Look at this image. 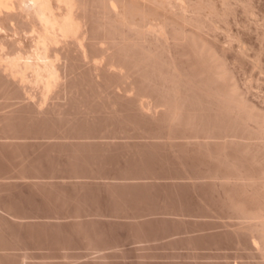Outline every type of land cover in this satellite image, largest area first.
Returning <instances> with one entry per match:
<instances>
[{
  "label": "rangeland",
  "instance_id": "374dc122",
  "mask_svg": "<svg viewBox=\"0 0 264 264\" xmlns=\"http://www.w3.org/2000/svg\"><path fill=\"white\" fill-rule=\"evenodd\" d=\"M78 1L46 103L0 64V264H264V0Z\"/></svg>",
  "mask_w": 264,
  "mask_h": 264
},
{
  "label": "bare ground",
  "instance_id": "6f19581e",
  "mask_svg": "<svg viewBox=\"0 0 264 264\" xmlns=\"http://www.w3.org/2000/svg\"><path fill=\"white\" fill-rule=\"evenodd\" d=\"M106 1H109V0H106ZM119 1L120 0H118V2ZM140 1L141 0H139V3H140ZM153 1H154L153 6L155 5V3H158L159 1H161L163 4H165V2L166 3L169 2L168 0H157V1L153 0ZM77 2L79 3L78 0H77ZM77 2H74V0H0V64L2 66V69L9 73V76H11L10 78H12L13 81L16 82V80H17L18 84H21V85L23 84L24 86H26V85L28 86V84L31 86L32 85L36 86V87L39 86V88H41L40 90L42 91V97H41L42 98V104L47 99H49L48 98L49 96L51 97L50 92L54 90L53 88H57L59 85L62 84V83L60 84L61 81H59L60 80L59 77H62V76L59 75V70H58L59 66H61V65H58V64L62 59L60 56H62L61 54L63 52L61 51V48H59L57 46V44H59V42H62L63 39L66 40L67 38L69 39L70 37H72L73 40L74 39L78 40V38L80 36L84 37L82 35L79 36V32L83 28L81 29L82 25H81V23L78 22L79 20L77 19V14L79 12H76V10L80 9V8L76 9ZM113 2L116 3L117 1L113 0V1H110V3L106 2L107 5L109 4V6H111V7H108L106 5L107 9L109 10V8H110L111 12L114 11L115 15H116L115 17H117L119 20L126 22V23L129 20L128 24L132 28H134V26L136 24H138V23H136V21L138 22V20H136L133 17L132 13H134L138 9L136 7V9H134L135 10L134 11L130 8H133V5H135V2L133 1V3H131V1H130V3H131L130 4L129 1L127 0L130 7H129L127 2H124V3L122 2V5L120 4L121 2L116 3V4ZM143 2H144V0H143ZM145 2H151V0L150 1L145 0ZM161 2H160V4H161L160 7H162ZM169 3H171V2H169ZM117 4H119L121 6H118ZM144 4H142L141 6H143ZM148 4L149 3H147V5ZM77 6L79 7L78 4H77ZM150 6H152V5H149V7ZM166 6H167V4H166ZM117 7L118 8L121 7V8L118 9ZM144 7H146V6L144 5ZM147 7H146V9H147ZM153 9L156 10V7H153ZM128 10L130 12L133 11L132 13H130L132 15V17H131V15H130V17L132 19L133 18L135 19V21H134L135 23H132L133 21L130 18L128 20H125V19H127L126 18L127 15H129V14H127V13H129ZM145 10H143V11H145ZM149 10H150V8H149ZM140 11H142V9ZM151 12H153V11L151 10ZM136 13H137V15H136ZM139 13L141 14V12H139ZM153 14L152 15L150 14V15L153 16ZM156 14H154V15H156ZM78 15H80V14H78ZM135 15L138 16V12H135L134 16ZM23 19L25 20V22H23ZM130 20L132 22H130ZM21 21L24 23L23 26L24 25L26 26V27L24 26L25 27V30H24L25 33L22 31L24 35L22 33H21L22 35L20 34L21 29H20V31H18V28L22 23ZM83 23H84V21H83ZM160 23L163 24L162 21ZM160 23H159V25H160ZM164 23H166L165 20H164ZM18 24H20V25L18 26ZM154 24L155 23H153V25ZM150 25H152V24H150ZM159 25H158V27H157V25L154 26L155 28L156 27L158 28V32H159ZM23 26H21V28ZM162 26L163 25H160V27H162ZM136 27H139V25ZM154 27H153V29H155ZM151 28H152V26H151ZM157 28L155 29V31H157ZM164 29L165 28L162 27V31L159 34L164 35V37H166L165 36L166 32L164 31ZM82 31H84V30H82ZM81 34H83V32ZM75 36H77V38ZM10 37H15V39H13L11 41L9 39ZM73 37H75V38H73ZM25 38H27L28 43L25 41ZM79 39L80 40H78V41H80V42H78L77 40H76V42H75V40L73 42H75V43L78 42L81 45L82 49L80 48L81 51L78 50V52H79V54L82 52L84 54L83 56H86V54H87V52L85 50V48H86L85 41L86 40H83L84 38L82 40H81V38H79ZM70 41H71V39H70ZM88 41L89 40H87V42ZM103 41H104V39H103ZM21 43H23V44L25 43V44L21 45ZM65 43H66V41H65ZM78 43L76 45H78ZM97 43H98V41H97ZM26 44H29V45H26ZM67 44L69 45V41ZM112 44L114 45V43H112ZM80 45L77 46L78 49H79ZM109 45H111V44H109ZM67 54H69V53L67 52ZM99 54H100V52H99ZM64 57H66V56H64ZM87 57H88V55H87ZM83 58H86V57H83ZM68 59H69V57H68ZM93 59H95V58L93 57ZM98 61H101V60H98ZM121 63H123V62H121ZM123 65H125V64L123 63ZM115 66L117 67V65H115ZM110 67H111V65H110ZM110 67L108 66L107 68H110ZM121 67H123V66L121 65ZM121 67H120V69H121ZM113 68H114V66H113ZM114 69H116V68H114ZM120 71H123V70H120ZM117 72H115V73H117ZM131 73H132V71H131ZM131 73H130V75H131ZM57 84H58V86H57ZM31 88L33 89V87H31ZM37 89H38V87H37ZM52 94H53V92H52ZM28 95H29V93H28ZM145 98L146 97H144V99ZM35 101H36V99H35ZM40 103H41V100H40ZM148 105H149V103H148ZM38 106H41V104ZM257 218H258L257 221H255V223L257 222L256 223L257 226H255V225L254 226L256 228H258V230L260 231L259 234H260L261 238L263 239V244H264V213L260 214Z\"/></svg>",
  "mask_w": 264,
  "mask_h": 264
}]
</instances>
